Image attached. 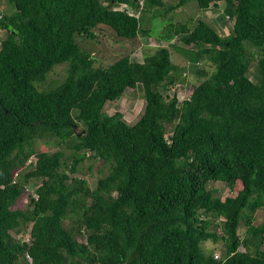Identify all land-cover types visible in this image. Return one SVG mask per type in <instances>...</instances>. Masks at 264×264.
<instances>
[{
	"label": "trees",
	"instance_id": "16d2710c",
	"mask_svg": "<svg viewBox=\"0 0 264 264\" xmlns=\"http://www.w3.org/2000/svg\"><path fill=\"white\" fill-rule=\"evenodd\" d=\"M0 1V264H264V0H194L225 2V35L202 18L163 25L191 0ZM145 14L160 27L145 29ZM99 25L176 39L197 74L191 92H174L186 67L165 46L99 63L80 42ZM60 64L64 76L47 81ZM137 86L133 124L104 111ZM86 158L108 167L93 187L77 175ZM210 181L241 188L221 197Z\"/></svg>",
	"mask_w": 264,
	"mask_h": 264
},
{
	"label": "rangeland",
	"instance_id": "374dc122",
	"mask_svg": "<svg viewBox=\"0 0 264 264\" xmlns=\"http://www.w3.org/2000/svg\"><path fill=\"white\" fill-rule=\"evenodd\" d=\"M4 1V0H3ZM103 1V0H102ZM164 3H175L177 0H163ZM0 7L5 8V1H0ZM225 2L221 1L214 5H210L207 8L200 9L196 5L194 0L184 4L183 6L177 8L176 10H171L169 13H166L165 18L168 20L167 23L163 25L170 26V23L173 21L176 22H186L190 27L194 24L196 19L202 18L209 25H211L220 35H225V25H230V19L228 16H225V21H220L219 17L224 13ZM130 13V11H129ZM145 21L143 26L145 29H150L151 25L160 27V19L151 23V16L149 14H145ZM163 26V27H165ZM94 37L90 40L82 39L80 40L81 45L86 46L89 52L94 55L98 62L101 64H110L114 62L119 57L129 54L131 57H135L136 59H142L144 52L152 53L156 47L165 46L171 52V59L177 65H184L186 70L183 73L184 80L180 82L179 87L176 91L181 97H186L192 89V85L197 82V74L195 73V67L184 57L173 49L172 44L176 43V39H174L171 43L165 40H157V38L150 34L148 36H137L133 39H124L118 38L111 30H109L104 25H99L97 28L93 29ZM3 37V31L0 30V39ZM253 50V49H252ZM254 51V50H253ZM199 66L203 69H207L211 71L212 66L206 62V60L202 57L199 61ZM256 65V59L253 58L250 64V72L254 71V66ZM65 72V64H60L54 68V71L49 73L47 77V81H50L54 78H62ZM204 78V77H202ZM172 93V90H171ZM144 108V97L142 94V89L140 86H137L134 89H126L125 92L120 96V98L116 101H108L105 103L104 111L107 114H112L115 111H120L122 113V117L129 124H133L142 114ZM169 128V129H168ZM168 131H170L171 127L167 126ZM36 148L39 151L50 152L57 149L54 143L51 141L49 143H45L43 141L36 142ZM64 151L68 154L70 152L69 149L64 148ZM33 159V158H30ZM92 165V166H89ZM101 168V172H97V167ZM89 167L91 168L89 170ZM80 172H78L79 177H83L87 184L90 187H93L97 181V179L101 176H104L106 172H108V167L105 164H102L99 160H94L92 158H86L79 164ZM208 188L216 189V194L221 197L232 196L237 193V191L241 188V183L237 182L234 188L230 189L224 182L216 181V182H208ZM24 190L22 191L19 198L16 200L15 207L23 208L27 201L28 195L33 192V187L29 185H25ZM264 221V207L262 209L257 210L254 217V223H261ZM66 221L65 224H67ZM219 227V226H218ZM218 229V228H217ZM219 230V229H218ZM243 227L238 228V234L241 235ZM23 239H27L28 232H25L22 235ZM204 248L206 250H213V253L219 255L222 250L221 242L213 243L206 242L204 244Z\"/></svg>",
	"mask_w": 264,
	"mask_h": 264
},
{
	"label": "built area",
	"instance_id": "2783aa9c",
	"mask_svg": "<svg viewBox=\"0 0 264 264\" xmlns=\"http://www.w3.org/2000/svg\"><path fill=\"white\" fill-rule=\"evenodd\" d=\"M215 256H217V255H215Z\"/></svg>",
	"mask_w": 264,
	"mask_h": 264
},
{
	"label": "bare ground",
	"instance_id": "6f19581e",
	"mask_svg": "<svg viewBox=\"0 0 264 264\" xmlns=\"http://www.w3.org/2000/svg\"><path fill=\"white\" fill-rule=\"evenodd\" d=\"M221 239V238H220Z\"/></svg>",
	"mask_w": 264,
	"mask_h": 264
}]
</instances>
